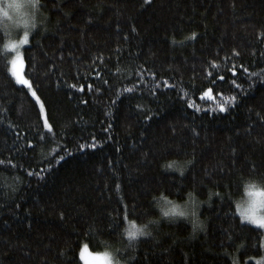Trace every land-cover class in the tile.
Masks as SVG:
<instances>
[{"label":"trees","instance_id":"1","mask_svg":"<svg viewBox=\"0 0 264 264\" xmlns=\"http://www.w3.org/2000/svg\"><path fill=\"white\" fill-rule=\"evenodd\" d=\"M41 12L47 27L21 52L44 116L0 54V264H81L82 245L155 215L153 193L188 189L219 194L205 229L161 223L132 264L257 255L262 230L230 197L264 177V0H42ZM176 159L191 161L182 177L165 170Z\"/></svg>","mask_w":264,"mask_h":264},{"label":"clouds","instance_id":"2","mask_svg":"<svg viewBox=\"0 0 264 264\" xmlns=\"http://www.w3.org/2000/svg\"><path fill=\"white\" fill-rule=\"evenodd\" d=\"M42 0H0V54L9 43L20 44L22 38H27L37 29L47 27V18L41 12ZM191 164L190 160L176 159L173 165H167L165 170L183 176ZM10 187L8 191H14ZM219 194L208 192L200 197L195 189H188L182 197L169 195L166 191L153 193L150 204L155 215H145L143 218L129 216L123 219L118 227L117 236L113 239L104 238L100 241L98 250L90 255L88 264H132L139 241L152 237L154 229L161 223L188 225L189 238H195L206 227V221L201 216L205 206H211V201ZM233 214L239 205L242 212H252L260 221L257 225L264 230V177H241L237 192L231 197ZM247 223H252L246 219ZM253 224V223H252ZM264 238V231L261 232ZM260 251L251 257L254 264H264V246L257 241Z\"/></svg>","mask_w":264,"mask_h":264},{"label":"snow or ice","instance_id":"3","mask_svg":"<svg viewBox=\"0 0 264 264\" xmlns=\"http://www.w3.org/2000/svg\"><path fill=\"white\" fill-rule=\"evenodd\" d=\"M145 2H147V0H145ZM192 35H195V33H193ZM20 43H27V38H22ZM20 63V58L17 57L16 59H14L13 61V68H12V74L13 76L17 79L18 83L21 84H27L28 81L22 79L18 72H17V65ZM245 72H247V69H245ZM97 75H99V73H97ZM254 75V74H253ZM262 79H264V77H262ZM233 83H235V81H233ZM75 87V86H73ZM237 87H239V85H237ZM98 90V89H97ZM29 91H31V86H29ZM32 96L35 97L36 99V104L39 105L40 107V116H44L45 113V103L41 101V98L39 96L36 95V92L32 91ZM228 103H232L236 97L233 96L231 99L225 97L224 98ZM189 107H192V103H189ZM217 108L219 109V111L223 112L225 111V104L224 103H219L217 104ZM197 111H199V109L197 108ZM44 128L47 129L48 131H52V126L49 124L48 120L45 119L44 120ZM29 143H31V141H29ZM96 145L95 144H88V145H84L81 144L79 147L80 148H94ZM59 159H63V157H60ZM2 163V162H0ZM10 163V162H9ZM241 218L242 219H248L251 220L253 224H259L260 221L256 218L255 214L252 212H247V213H243L241 214ZM261 246H264V238H261Z\"/></svg>","mask_w":264,"mask_h":264},{"label":"rangeland","instance_id":"4","mask_svg":"<svg viewBox=\"0 0 264 264\" xmlns=\"http://www.w3.org/2000/svg\"><path fill=\"white\" fill-rule=\"evenodd\" d=\"M28 40V39H27ZM25 45L26 43H20L19 45H16V44H14V43H9L8 45H7V50L10 52V67H9V71H10V74L12 75V77L14 78V80L17 82V79L13 76V74H12V68H13V61H14V59H16L17 57H19L20 58V63L17 65V72H18V74H19V76L22 78V79H24V80H27L26 79V77H25V75H24V62H23V57H22V52H21V45ZM22 45V46H23ZM28 81V80H27ZM18 83V82H17ZM19 84H21V83H19ZM21 85H25V86H27L28 87V90H29V86H30V84H29V82L27 83V84H21ZM32 91H34L33 90V88L31 87V91H29L30 93H31V95H32ZM236 209H237V213L239 214L240 213V211H241V209H240V207H239V205H237V207H236ZM241 217V216H240ZM242 219V218H241ZM243 221H246V219H242ZM250 224H252V223H250ZM252 225H254V226H257V225H255V224H252ZM258 227V226H257ZM262 230V229H261ZM262 231H264V230H262ZM91 253H93L92 251H90L89 249H88V247L86 246V245H82V247L80 248V252H79V258H80V261H81V264H88V262H89V260H90V255H91ZM246 264H254V261H253V259H248L247 261H246Z\"/></svg>","mask_w":264,"mask_h":264}]
</instances>
